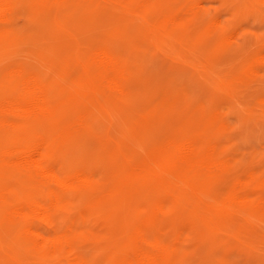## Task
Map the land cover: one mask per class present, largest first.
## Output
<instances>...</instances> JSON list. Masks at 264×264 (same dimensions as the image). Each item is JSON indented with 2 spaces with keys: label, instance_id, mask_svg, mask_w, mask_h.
<instances>
[{
  "label": "bare ground",
  "instance_id": "6f19581e",
  "mask_svg": "<svg viewBox=\"0 0 264 264\" xmlns=\"http://www.w3.org/2000/svg\"><path fill=\"white\" fill-rule=\"evenodd\" d=\"M92 1L109 3L113 11L129 16L138 14L146 0H0V35L19 31L15 19L22 11L63 23L71 8ZM132 48V43L91 48L89 63L79 64L84 92L60 84L53 66L28 61L0 76V176L14 181L2 186L0 209L12 218L38 263L190 264L193 249L187 243L199 240L201 233L194 221L180 222L179 195L142 200L133 189L140 183L169 186L160 171L164 162L177 166L194 186L227 173L236 183L230 201L264 218L263 185L253 175L239 179L240 155L227 146L222 132L228 123L221 115L206 113L202 131L186 140L167 139L159 153L142 158L130 159L114 140L104 143L93 136L99 95L119 93L136 80L140 64ZM263 61L260 55L257 64ZM136 84L134 89L141 90ZM179 96L178 87L157 91L150 98L153 114L165 113ZM80 98L85 103L73 110ZM123 206L131 216L118 229ZM4 245L0 239V264H26Z\"/></svg>",
  "mask_w": 264,
  "mask_h": 264
},
{
  "label": "rangeland",
  "instance_id": "374dc122",
  "mask_svg": "<svg viewBox=\"0 0 264 264\" xmlns=\"http://www.w3.org/2000/svg\"><path fill=\"white\" fill-rule=\"evenodd\" d=\"M138 9V14L123 16L109 3L92 1L71 8L63 23L22 11L15 19L19 31L0 35V76L28 61L53 66L60 84L84 92L80 61L89 63L96 46L132 43L140 64L132 84L141 90L131 84L119 93L99 95L93 136L104 143L114 140L130 159L142 158L159 153L167 139L186 140L202 131L207 114L221 115L228 123L221 131L227 146L240 155L239 179L253 175L264 192V61L257 64L264 57V0H146ZM169 87L179 88V102L155 116L153 97ZM81 103L82 98L73 110ZM160 171L169 186L140 183L133 189L142 200L179 195L180 222L194 221L201 233L199 240L187 243L193 249L190 264H264V218L230 201L233 177L222 172L194 186L177 166L164 162ZM13 182L1 174L0 190ZM118 210L120 229L131 212L126 206ZM0 239L26 264H41L4 209Z\"/></svg>",
  "mask_w": 264,
  "mask_h": 264
}]
</instances>
